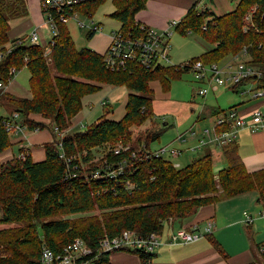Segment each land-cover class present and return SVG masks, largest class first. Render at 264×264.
Here are the masks:
<instances>
[{
    "label": "trees",
    "instance_id": "16d2710c",
    "mask_svg": "<svg viewBox=\"0 0 264 264\" xmlns=\"http://www.w3.org/2000/svg\"><path fill=\"white\" fill-rule=\"evenodd\" d=\"M233 1H238L234 11L219 17L197 11L198 1H195L174 30L181 36L194 33L214 45L212 50L190 62L219 63L245 50L250 58L248 63L262 74L260 79L252 81L257 89H264V0ZM104 2L89 5L90 14L93 16ZM112 2L116 9L110 17L120 23V30L144 37L145 32L140 30L141 24L134 17L145 8L147 0ZM25 12L24 0H13V3L0 0V50L4 53L0 61V82L10 81L12 68L16 72L26 68L31 93V99L3 97L8 98L12 113L22 119L27 130L48 128L54 141L43 146L42 162L33 163L31 157L24 161L16 158L0 161V224L16 227L0 231V264H41L43 248L59 254L75 239L83 240L93 251L92 255L82 258L87 264H111V253L96 252L99 240L105 236L115 238L125 231L142 238L161 235L166 222L186 219L221 198L250 192H256L258 198L264 197V169L248 173L235 142L222 150L225 167L216 174L210 154L192 160L185 168H176L164 158L139 161L142 153H138V159L130 158L131 151H137L143 144L149 148L150 142L158 140V135L133 137L131 132L133 127L144 125L153 116L150 83L158 82L162 92L167 93L172 81L188 73L186 68L146 69L129 62L120 70H110L102 55L87 48L77 50L66 25L57 23V36L49 55L55 71L52 74L41 47L29 45L24 38L11 41L8 38L7 17ZM94 35L88 32L87 40ZM20 39L22 43L14 45ZM9 42L12 48L7 52L5 45ZM104 85L130 91L122 119L113 121L103 116L84 132L76 131L59 138L57 134L65 131L80 112L82 98ZM29 115H39L49 120V125L31 120ZM10 117H0V154L12 146L11 134L5 128V121ZM118 143L129 145L130 151L105 155L106 145L114 147ZM95 148L104 153L98 161L92 152ZM104 161L113 166L124 161L126 166L117 178H93L97 170L103 174ZM94 210L106 213L103 224L63 218ZM209 241L222 252L211 237ZM28 248L33 250L28 252ZM124 253L138 256L142 264H150L154 256L134 251Z\"/></svg>",
    "mask_w": 264,
    "mask_h": 264
},
{
    "label": "rangeland",
    "instance_id": "374dc122",
    "mask_svg": "<svg viewBox=\"0 0 264 264\" xmlns=\"http://www.w3.org/2000/svg\"><path fill=\"white\" fill-rule=\"evenodd\" d=\"M27 2L35 3V0H24V9L26 11L24 14L7 17L9 25L8 38L10 41L16 37L26 39V36L35 29V20H33V18L31 19L28 15L26 6ZM11 3H13V0H11ZM237 3L238 1L233 0H201L198 2L196 9L199 12L207 11L214 17H219L234 11ZM115 9L116 6L114 2H112V0H106L96 9L90 19L80 17L83 21H94L102 26L101 32L93 36L92 42H89L86 38L88 33L86 29H78L74 22H69L66 25V29L74 42L76 49L83 47L98 54H104L106 52L111 34L120 28V23L110 17L111 14L114 13ZM41 31L45 40L48 42L50 35L46 30V27L42 26ZM173 31L174 32L169 41L170 65L178 66L186 62H190L191 59L199 58L201 55L214 48V45L205 42L194 33H186V35L181 36L176 33L175 30ZM5 46L6 48L11 47L10 42ZM0 52H2V50H0ZM233 57L234 56L230 57L229 55L225 57L222 62L214 64L225 65L226 63L231 62ZM249 60V56L240 55L239 62H248ZM48 64L51 68V73L55 74V71L51 66V62H48ZM15 74L7 84H4L3 87L0 88V90H2L4 86H8L9 83H12V89L15 92L23 94L24 91H29L30 76L28 70L23 68ZM150 87L153 90V116L151 120L147 121L144 125L133 127L131 132L133 137L148 136L149 134L158 135V140L150 142L149 144L151 151H156L166 146L177 149V144L173 142L174 139L182 136L185 131L196 124L195 121L197 117L200 116L204 108L209 107L208 102L212 100L214 96L220 94V92H224L221 101L226 105L236 100V97L240 98L241 96V93L235 94L231 90L227 89L228 87H224L219 88V92H210L206 97H201L197 92L199 89H203L206 86L202 83H197L193 79L192 74L189 72L187 74H183L179 80L172 81L171 88L167 93L162 92L161 86L158 82L151 83ZM243 87L248 92L249 90H255L257 88V84L255 82H251ZM129 93L130 91L125 87H112L104 85L99 91L83 97L81 100L82 108L76 117L77 119L83 117L80 122L82 125L77 127L74 131L76 132L79 129L78 131L84 132L89 126L93 125L100 117L103 116L113 121H119L122 119L125 114V103ZM5 100V103L8 102V98ZM262 100H264V98H262ZM101 102H107V104L102 105ZM0 115H2L1 111ZM71 125L72 124H70V126ZM210 125L211 121H206L199 124L198 127L196 126V129H194L195 134L192 138L199 137L200 135L198 136L196 134H199V132H202L205 129L211 128ZM181 129L185 131L179 132L178 130ZM72 132L73 131L70 133ZM190 132L191 130L188 131L189 136ZM64 134L69 133L65 132ZM12 139L13 136L11 135L10 142H12ZM184 140V142L188 140L187 136ZM11 148L14 150V155L16 156L18 154L17 147L11 146ZM9 150L10 148L0 154V161H4L8 158ZM92 152L94 158H96L95 161H98V159L104 155L103 150L96 148L93 149ZM203 153V151H198L188 155H179L177 158H169L166 154L164 157L169 158V161L173 164H179V168H185L190 164L192 159L194 160L200 158ZM217 167L218 166L216 164L213 165V172L215 174L218 173L216 172ZM258 196L259 195L256 192H250L229 199L221 198L217 203L210 205V210L214 213L211 214V217L213 218L212 221L214 222V228L211 232L212 238L216 240L221 245L223 251L229 255H235L239 252L244 253V256H242L243 261H248L249 259H253V261L258 260L256 246L264 242V219L259 217V213L263 207L257 203ZM244 213L252 218L253 223L251 225H246L244 223ZM105 216L106 213L94 210L90 213L66 216L63 218L75 220L76 222L94 220L103 224ZM208 219L209 217L206 220ZM206 220L199 223L200 231L204 229ZM8 228L16 227L13 225L9 226L0 224V231ZM169 240L166 243H168ZM210 245L209 240L206 238L193 246H185L175 249L185 250L196 247L200 249L205 248L206 250ZM27 250L28 252H31L33 249L28 248ZM164 255L165 254L161 255V258L167 262V259L163 258ZM115 256L116 255L112 256V261L114 263L116 261ZM153 263L162 264V260L154 259Z\"/></svg>",
    "mask_w": 264,
    "mask_h": 264
},
{
    "label": "built area",
    "instance_id": "2783aa9c",
    "mask_svg": "<svg viewBox=\"0 0 264 264\" xmlns=\"http://www.w3.org/2000/svg\"><path fill=\"white\" fill-rule=\"evenodd\" d=\"M106 0H38L40 13L43 18V26L46 27L50 35L47 42L37 29L32 30L26 36L25 42L31 46H38L43 49L44 56L47 62H50V47L53 45L54 38L57 36L56 24L60 23L67 25L69 22H74L76 27L80 30L86 29L87 32L99 33L102 26L94 21H83L80 17L90 19L92 15L89 12V5L99 3ZM196 2L201 0H195ZM178 22L172 21L164 30H155L152 28L140 25V30L145 32L144 37H134L130 33L123 32L120 28L113 32L110 36L108 48L102 56L104 57V64L110 70H120L125 67L127 63H135L146 69H153L157 66H174L170 65L169 41L173 34V30ZM19 39V38H17ZM23 40H18L14 45H20ZM11 47L5 49L10 52ZM241 56H246L247 52L243 50L240 54L233 57L232 61L225 65L219 64H203L200 61L186 62L178 65L180 69L186 68L192 74L193 79L197 83H202L206 87L198 90V95L206 97L210 92H217L219 88L234 87L245 81L253 82L262 77L260 70L248 62H239ZM4 53L0 52V61ZM248 56V55H247ZM16 73L15 69L10 70L11 78ZM11 78L9 80H11ZM0 82V88L3 87ZM253 99L264 98V89H255L248 91ZM106 105L107 102H101ZM19 116L13 114L9 120L5 121V128L11 135H19L23 133L25 126L17 120ZM261 121V112L256 111L253 114L251 122H246L238 113L236 109L226 110L221 115H218L211 125V128L205 129L201 132L197 139L195 146L190 148V151L201 150L206 146H211L222 151L225 147L235 142L237 133L243 128H249L254 131L257 124ZM82 125V124H80ZM79 125V126H80ZM69 128V127H68ZM68 128L65 132L68 131ZM38 131V130H37ZM64 131L58 133V137L62 138ZM194 132H190V136H194ZM21 135V134H20ZM177 141L184 142V138L179 136ZM60 146V144H59ZM105 155L112 153L119 155L122 152L130 151L129 145L121 143L114 147L106 145L104 147ZM138 153L143 156L139 157V161L149 158H177L181 151L179 149L170 148V146L162 147L156 151H151L144 144L139 147L137 151H131L130 158L138 159ZM169 158H165V155ZM30 156V152L26 149H21L16 156H12L10 160L16 158L17 160H26ZM63 157V154L60 155ZM144 158V159H143ZM173 164V163H172ZM126 166V162H118L117 165L106 164L103 162V174L100 170L95 171L92 177L95 179L109 177L111 179L117 178L121 175ZM178 168L179 164H173ZM263 209L259 213V217L264 219V197L258 198L257 201ZM1 214V210H0ZM246 225H251L253 220L250 216L244 213ZM205 227L200 231L199 227L193 226L190 228H179L172 233L170 240L165 245L177 246L183 244L195 243L201 240L205 235L211 234L214 228V222L207 220ZM161 235L150 234L147 237H139L135 233L123 232L120 236L115 238L103 237L99 240V246L96 252L112 254L115 252H141L144 254H153L162 244ZM93 251L81 239H75L72 243L66 246L61 253L55 254L47 248L41 251V264H87V261L82 260L83 257L92 255ZM256 253L258 260L253 261V264H264V242L256 246Z\"/></svg>",
    "mask_w": 264,
    "mask_h": 264
},
{
    "label": "crops",
    "instance_id": "0c3cea01",
    "mask_svg": "<svg viewBox=\"0 0 264 264\" xmlns=\"http://www.w3.org/2000/svg\"><path fill=\"white\" fill-rule=\"evenodd\" d=\"M194 2L195 0H147L145 8L139 11L135 15L134 20L135 22L143 25L144 27L161 31L167 28L170 22L172 21L179 22L180 19L187 13V11L194 4ZM26 6L29 17L35 20L36 23L35 29H37L39 34L44 38V35L42 34L41 31L43 26V18L40 13L38 0H35V3L27 2ZM17 38L19 37L13 39H17ZM88 41L92 42L93 37ZM81 49L84 48L81 47L80 49L77 50H81ZM102 54L103 53H100V55ZM249 83L251 82L245 81L237 86L227 88L235 94L241 93L240 98L236 97L235 98L236 100H234L233 102L227 105L223 104L221 101L224 92H220V94L214 96V98L208 102L209 107L204 108L200 116L197 117L195 121L196 124L190 127L187 131L182 129L178 130L179 132L185 131L182 137L186 138L187 136L188 138V140L184 143L180 141L176 142L177 138L174 139L173 141L175 144H177V149L181 151L180 156L186 154L188 155L190 153L192 154L198 151H203L204 153L201 156L205 154H210L213 159V164H216L218 166L216 172L220 171L222 168L225 167L224 164L225 162L223 163L222 151L213 148L211 146H206L201 150H197V151H190V148L195 146L198 137L196 138L190 137L188 131L191 130L195 132L194 129H196V126L198 127L199 124H202L206 121H211V125H212V123L214 122V120L218 115H221L222 113H224L226 110L229 109H236L239 115L246 122H251L254 112L259 111L261 112V121L257 124L256 127H254L255 130L252 131L249 128L241 129L237 133L235 143L238 148L237 150L238 155L248 173H252L264 169V100H262V98H258V99L252 98L251 94L247 92V90L243 87L244 85ZM12 88H13L12 83L11 84L9 83L8 86H4V88L0 90V111L2 112V115H0V117L8 118L12 116V114H14L12 113L13 112L12 106H10L9 102L6 103L4 102L6 101L5 97H12L16 99H31L30 91L26 90L24 91L23 94H21L20 92L13 91ZM217 92H219V90ZM77 115L71 119L70 124L72 125L68 128L67 131L68 133H70L71 131L75 132L74 130L77 127H79V125L81 124L80 122L82 121L83 117L77 119L76 118ZM28 118L49 125V120H45L39 115H29ZM17 121L19 123H22V119L20 117ZM200 134L201 132H199V134L196 135L199 136ZM12 136H13L12 146H16L18 152L21 149L28 150L30 152L31 160L33 163H39L45 159V152L43 146L46 144H52L54 141V135L52 131L48 128L41 131L39 130L29 131L25 127L23 133H19V135H12ZM8 155H9L8 158L5 159L4 161L1 160V162H6L10 160L12 156H15L14 150L11 147L8 152ZM211 214L214 213H212V210H210V206H206L198 209L195 214H193L192 216L186 219L171 220L166 222L164 224V228L161 233V240L163 242V245H161L153 253L154 256L150 264H154L153 263L154 259H159V260L161 259L162 264H248L253 262V259H249L248 261H243L242 256H244V253L242 252H239L235 255H229L226 252H224L221 245L212 238V233L209 234L210 235L209 237H211L215 242H217L220 245L222 252L217 251L210 241L209 242L211 245L207 247L206 250L205 248L200 249L196 247L188 248L185 250L175 249L185 246H193L199 241L206 238L209 240V237L207 235H205L201 240H198L197 242L191 244H183L177 246L165 245V243L169 240L172 233H174L176 230H178L179 228H190L193 226L199 227V223L201 221L206 220L208 217H209L208 220L213 219L211 217ZM170 249H175V250H170ZM163 254H165L163 258L164 259L166 258L167 262L161 258V255ZM113 255H116L115 263L112 261ZM109 259L111 264H142L138 256L129 253H121V252L112 253L109 256Z\"/></svg>",
    "mask_w": 264,
    "mask_h": 264
}]
</instances>
